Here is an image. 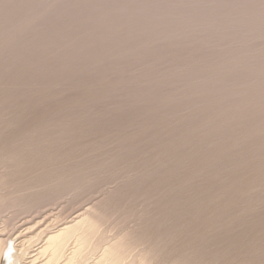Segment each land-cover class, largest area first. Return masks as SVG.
Returning <instances> with one entry per match:
<instances>
[{
	"label": "bare ground",
	"instance_id": "bare-ground-1",
	"mask_svg": "<svg viewBox=\"0 0 264 264\" xmlns=\"http://www.w3.org/2000/svg\"><path fill=\"white\" fill-rule=\"evenodd\" d=\"M181 1L0 0V130L22 129L0 133V264H264V214L257 212L264 208V0ZM132 63L146 65L139 80ZM87 74L95 80L85 81ZM61 86L83 92L36 114L29 127L11 112L27 113L28 100H37L32 95L47 99ZM62 89V96L71 93ZM118 92L133 104L143 100L130 111L158 117L126 148L117 146L121 139L108 144L104 132L125 109L105 120L71 116L73 108ZM94 137L99 141L87 142ZM61 144L66 150L52 149ZM107 145L124 154L148 145L158 152L155 177L139 167L134 177V163L112 175L127 180L120 200L132 187L137 196L165 199L157 217L115 239L104 229L110 213L93 202L73 215L75 208L68 215L48 210L80 192L86 172L119 165L116 153L70 157ZM199 177L206 183L194 184ZM253 247L263 252L252 255Z\"/></svg>",
	"mask_w": 264,
	"mask_h": 264
},
{
	"label": "rangeland",
	"instance_id": "rangeland-1",
	"mask_svg": "<svg viewBox=\"0 0 264 264\" xmlns=\"http://www.w3.org/2000/svg\"><path fill=\"white\" fill-rule=\"evenodd\" d=\"M44 1L45 2L49 1V3H50L52 0L51 1L50 0H47V1L44 0ZM191 1H193V0H182L181 2L183 4H187V3L189 4ZM206 6L207 5H203V6H201V8L203 9ZM198 8H200V6ZM262 48L264 49V47H262ZM206 53H207V51L204 52L205 55H206ZM179 54H182V53H179ZM141 64L139 63V65H136V63H132L129 66L130 71H132L133 74L135 75V77H134L135 80H139L141 72H143V70H145L144 68H142L143 65L146 68L145 64H143V63H141ZM139 66H141V67H139ZM82 68H84V67L83 66L80 67V69L83 71ZM48 69L51 71H55L54 68H53L54 70H52V68H48ZM77 69H78L77 72H81L79 67ZM243 70L244 69H242V71ZM46 71H47V69H46ZM43 72H45V70ZM111 72H112V70H110L109 72L108 71L105 72L106 73L105 77H110L109 74ZM117 73L119 75L122 74V72H118V71H117ZM107 74H108V76H107ZM41 75H40V77L38 76V79H39L38 82L43 77V75L42 76ZM100 77H103V75L100 74ZM85 78H87L85 81L95 80L94 76H91L88 74H87V76L84 77V79ZM95 84L99 85L100 82H96ZM65 87L66 86H63V87L61 86V87H57V89L59 90V88H61V89L62 88L63 89H66V88L71 89L72 88V87L71 88L70 87L65 88ZM252 87L253 86H250L248 88L244 87V90L250 91V90H252ZM52 88L53 89H51L48 93H46L47 95H50V97L52 99L50 97L49 98L47 97V99H46V97L44 95H42L43 97H45V101L42 102L43 97L41 98L40 97L41 95H39L40 99H38L37 96L32 95L33 100H35V99H37V100H35V101H30V99L28 100L29 101L28 106L31 107V110L34 107H36V109L34 108L35 110L31 111V110L27 109V108H29L28 106L26 107L27 113L25 111L24 114L21 113V110H24L25 108H21L20 110L17 109L18 111L15 108L14 109L15 112H13V110H11V112L13 114L15 113V115H18L16 113H19V115H18L20 117L19 122H23L24 125L27 122L24 127H26V126L29 127V125H31L33 123V120L38 119V118H34V116L36 114H38V115H36L35 117H37V116L40 117L41 115L44 116L45 112H48V113H46L48 115L49 113H52V111L56 110L58 105H59V107H61L62 104L68 102V99L70 101H72V98L75 99V98L79 97L81 95V93L83 92L79 88L75 89L74 87L72 88V90H69V89L63 90L62 89L63 91L71 92V93H67L68 94L67 97L71 94L70 95L71 98H70V96H69V98H67V97L61 95V94L66 95L65 92L62 93V91H60V90H59L60 92L58 90L55 91L56 88L55 87H52ZM86 89L89 92H95V91H97L98 88H86ZM219 89H220V85L217 84L215 86V91L216 90L219 91ZM57 92H59V93L57 94ZM77 94H78V96H77ZM53 97H55V98H53ZM57 97L59 98V100H57L58 99ZM61 97H62V101L60 99ZM65 99L67 101H64ZM115 99H117V100H115ZM132 99L137 101V99H135V98H132ZM38 100L41 101V103ZM173 100L174 101H172V102L176 106L179 107L182 105L183 100H177L176 98ZM59 101H61V102H59ZM141 101H143V100H141ZM141 101H138L137 103L133 104L132 100H131V102L127 101L125 98H123L122 94H120L118 92V93L114 94V97L111 100L102 101V102H99L96 104L89 103L87 105L85 104L84 107L73 108L71 116H75L78 119H82V118H91L95 115V120H105V119L114 118L113 117L114 112L117 108L125 109V111L123 113H121L120 118H116V121H117V123L115 124L116 126H114V125L105 126L104 132L107 134L106 138H107L108 144L115 143V142H117V140L121 139L122 142L117 146L121 147V148H126L128 143L133 142L131 140L130 136H134L135 134H139V132H141L142 130L144 131L145 128L147 129L149 126L152 127L158 122V120H157L158 117L152 118V116L148 113V110H146V109H142L140 111H135V112L129 110V109H138L139 106L137 104ZM128 103H130V104H128ZM145 103H147V102L145 101ZM44 104H46V105H44ZM25 105H27V103H25ZM36 105H38V106H36ZM54 107H56V108H54ZM236 107H233V109H235ZM84 108L86 110H84V112H83L82 109H84ZM144 108H146V107H144ZM28 111H31V112H28ZM49 111H51V112H49ZM11 112H10V114H11ZM85 112H86V114H85ZM87 113H88V117H86ZM10 114L7 113L5 115H8L9 117L6 116L8 118H11V116L13 118L15 116V115L13 116V114H11V115ZM99 114L101 115V117L99 116ZM60 115L62 116V113ZM154 119L156 122H154ZM99 122H101V121L95 122V124H96L95 128L100 126ZM23 123H22V125H23ZM97 123H98V125H97ZM27 129H25V130L27 131ZM21 132H22V129H19V127H15V128L8 129V130H2V132L0 130L1 134L7 135V136H13L16 133H21ZM23 132H25L24 129H23ZM166 135H168V134H166ZM169 135H171V134H169ZM166 137H168V136H166ZM96 138L97 137H94V139H92V141H90L91 139L89 138L90 140H88L87 142L93 143L94 141L95 142L97 140L99 141V138H97V139ZM139 139H141L140 142H142L144 144H148V141L146 138H144V139L139 138ZM214 140H215V138L212 139V141H214ZM137 141H138V139H137ZM210 141H211V139H210ZM52 149H54V150H60V149L66 150V146L61 144L60 146L53 147ZM147 149H149V151H147ZM141 151H139L141 153L134 152L132 154H124L123 153L124 151L117 150L115 148V146H112V145H107L106 147L99 148L98 150L91 149L90 146H87L84 149L75 150V152L73 151L74 155L73 156L71 155L70 157H72V158L77 157L78 160H82L85 157L90 158V156L100 157V156L111 155L110 158H112L113 153L119 154L122 158L120 157L119 160L116 159V161H121L119 163V165H114V164L108 165V163H107V167L103 168L102 172H99L98 170H93V171H88L85 174H83L86 178H85V183L83 185L84 186L83 189L80 192H78L80 194H78V193L72 194V195L62 199L63 203L61 202L59 204L60 207H59V205L56 207H54L55 205H51L48 208V210L54 209L55 213H57V212H59V210L61 208H63L66 210V214L68 215V213L70 214V211H72L75 208L74 209L75 211L73 210L74 212L72 211L73 213L70 214V215H73L77 210H79L83 207H86L87 204L93 202V205L97 206L98 208H101L102 210L104 209L106 212L108 211L111 215L110 219L107 221L106 225L104 226V229H106V231L108 233L107 235L109 236L110 239L111 238L115 239L117 236L123 234L122 232H126L124 230H127V231L131 230L129 232H135L136 231L135 233H137L139 230V227H141L145 223V218L157 217V215L162 210V207L164 205L163 203H164L165 199L159 198V196L156 192L145 195V196H137V195H135L136 189L134 187H132V188L127 189V191L125 192V195L123 196L124 199L122 197V199L120 200L118 198L119 195H117V194H119L123 190L125 182L127 180L122 179V178H113L112 175H115V174H117L123 170H124L123 171L124 173L129 171V170H127V168L130 169L129 164L131 165L132 163H134V166H137V167H134L135 169H133V171H132V173H133L132 175L134 177L136 176V173H137V171L135 172V170L138 167L141 170V172H143L145 170L143 172V175H147L150 178L155 177L156 172H157L159 165H160V163L155 162L156 158L158 157V155H157L158 152L156 150L151 151L150 145L147 146L146 150L143 149ZM155 152H157V153H155ZM144 156H146L145 161L143 160L145 158ZM155 156H157V157H155ZM46 157H48V155L40 156L37 158V161L40 162V161L44 160ZM167 158H169L168 154L164 155L162 159H167ZM28 159L31 160L33 158L31 156H29ZM135 164H138V165H135ZM249 171H252V169L250 168ZM188 172H189V169L186 171H183V174H185V173L187 174ZM77 176H78V173H76V172L71 173L70 174V180L73 181V183H78L79 180L76 179ZM87 176H90V178H87ZM182 176H184V175H182ZM91 178H96V180H91ZM130 179H132V178H130ZM195 183L202 184V183H206V181H205L204 177H199L194 181V184ZM260 194L264 195V192H262ZM113 195H114V197H113ZM112 199L116 200L115 201L116 203L109 205L107 202L108 201L114 202V200H112ZM72 200H76V201H74L72 203ZM70 206H72V207H70ZM111 212H112V214H111ZM257 212L260 214L261 213L264 214V208H262V207L257 208ZM17 223H16V225H17ZM122 229H123V231H122ZM132 229H133V231H132ZM262 249L264 250V247ZM256 252L262 253L263 251L260 249H257V248L254 249V247H253V249H251V254L253 255ZM240 257H242V256L240 254H238L235 257V261H239Z\"/></svg>",
	"mask_w": 264,
	"mask_h": 264
}]
</instances>
